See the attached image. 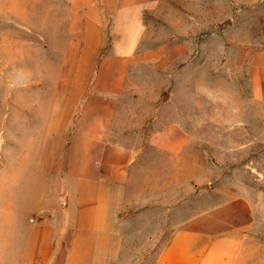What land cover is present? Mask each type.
Returning <instances> with one entry per match:
<instances>
[{"label":"crops","instance_id":"crops-1","mask_svg":"<svg viewBox=\"0 0 264 264\" xmlns=\"http://www.w3.org/2000/svg\"><path fill=\"white\" fill-rule=\"evenodd\" d=\"M0 21L1 101L22 105L24 90L11 87L32 79L41 86L35 100L51 102L43 136L31 135L14 161L37 178L32 207L41 217L26 231L19 220L11 225L3 241L10 264H264V192L229 184L225 172L205 208L181 218L173 213L179 202L170 205L154 256L128 248L138 238L128 229L148 222L122 216L142 197L177 198L179 180L194 194L205 173L191 171L204 148L186 121L193 101L184 112L169 89L145 95L134 72L151 70L160 85L201 86L202 116L212 114V92L236 93L234 114L258 116L251 111L264 103V0H0ZM171 100L177 106L163 121ZM17 198L8 189L0 203L19 211Z\"/></svg>","mask_w":264,"mask_h":264},{"label":"rangeland","instance_id":"rangeland-1","mask_svg":"<svg viewBox=\"0 0 264 264\" xmlns=\"http://www.w3.org/2000/svg\"><path fill=\"white\" fill-rule=\"evenodd\" d=\"M28 7L30 8L29 5ZM5 10L6 7L2 13ZM38 57L44 59L45 53H41ZM7 61H9L8 58ZM134 73L132 78H134L137 88L143 89L141 92H146L145 95L157 98L163 89H169L174 95L173 99H178L180 104L179 110H184V112H186L188 106L186 102L187 98L193 101L196 111L194 110L193 113V109L190 110L193 115L186 118V121L195 126V140L200 141V144H204V148H201L200 145L195 150L196 164L194 170L191 168L194 177L200 176L202 169L205 172L201 180L194 181V194L190 195V184L179 180L177 185L173 184L178 190L179 195L177 198L175 196H163L162 198L148 197L147 199L142 197L140 201L134 204L129 203L132 205H128L127 209L122 212L124 218H130V220L138 223L148 222L145 229H140L139 225L136 228L128 229L133 234L129 235V238L138 237L133 242H131L132 239L129 240L130 244H128V248L133 249L135 246L136 252L139 254L141 253L139 245H142V247H147L148 254L154 256L155 251H157L169 231L165 226L172 219L171 213L168 212L170 205L179 202L176 205L177 210L173 213L181 218L205 208L212 199H215L214 194L216 193L212 189L217 188L218 177L222 173L225 172L227 174L229 184L234 185L235 182H238L246 187L257 188L264 192V103L258 109L251 111L252 113L257 112L258 116L248 115V110H243V113L246 115H235L234 104L239 95L233 92V94L225 97L219 92L216 94L212 92V114L210 117L202 116V99L197 91H201V86H186L181 83L178 85H160V76L154 74L151 70H142L141 74L138 71ZM147 73L149 74L146 75ZM139 78L143 84H139ZM2 82L3 78L0 77V87L5 91L4 85L1 84ZM28 83H31V85L27 86ZM33 83V80L29 79L20 86L13 87L12 85V90H24L22 96L25 99L22 100V105L13 101L11 103L7 99L1 101L0 94V197L4 198L5 192L9 189V193H15L19 197L17 198L18 203L20 202L19 211L13 210V212L5 204L0 203V264L11 263V245L8 244L11 237V225L16 220H19L24 226L23 230L26 231L28 228L26 224H30L29 220H33V218L37 220L41 217V212L34 210L35 207H32L35 198H37V178H34L33 172L25 171L26 166H19L18 163L14 162L22 152V155H24L26 151V148L23 150L22 145L25 143L29 144L32 136L41 138L43 133L40 130L43 126L49 124L48 119L50 118H48L47 113H49V103L51 102L49 98L45 99L44 97L41 100H35L33 91H39L41 86ZM149 83L150 85H148ZM213 87L217 88L219 86L213 85ZM9 88L10 86L8 85ZM6 96L9 97L7 93ZM36 97L40 98L37 95ZM5 98L3 96V99ZM220 102H225L223 104L224 108L219 107ZM197 103H200V105ZM174 104L176 107V101L174 103L171 100L163 105L162 116L164 119L161 116L163 121L172 119ZM182 104L184 108H181ZM130 105V107H137L134 103ZM156 125L157 127L159 126L158 122L152 126V129ZM30 128L36 129L37 132L30 134ZM207 163L209 165H206ZM206 181H209L207 183L210 185L206 187L209 189L207 191L205 187H200V182L205 183ZM152 183L154 182H149V185ZM211 187L213 188L211 189ZM187 192L189 196L184 197ZM132 196L127 199V202H131L134 200L133 198L137 199L135 196ZM144 200H146V203H144ZM156 202H161L158 204H161L162 207L155 206ZM143 209H146V212H140ZM144 240H146L145 244ZM3 241H7L8 243Z\"/></svg>","mask_w":264,"mask_h":264}]
</instances>
